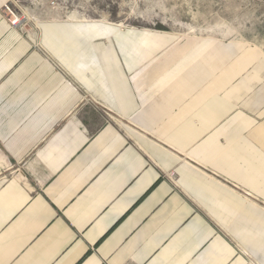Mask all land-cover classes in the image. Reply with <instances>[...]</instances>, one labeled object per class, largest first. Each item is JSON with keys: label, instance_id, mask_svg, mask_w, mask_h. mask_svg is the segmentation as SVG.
I'll return each instance as SVG.
<instances>
[{"label": "crops", "instance_id": "crops-1", "mask_svg": "<svg viewBox=\"0 0 264 264\" xmlns=\"http://www.w3.org/2000/svg\"><path fill=\"white\" fill-rule=\"evenodd\" d=\"M6 1L0 264H264L260 49L62 22L46 59Z\"/></svg>", "mask_w": 264, "mask_h": 264}, {"label": "rangeland", "instance_id": "rangeland-1", "mask_svg": "<svg viewBox=\"0 0 264 264\" xmlns=\"http://www.w3.org/2000/svg\"><path fill=\"white\" fill-rule=\"evenodd\" d=\"M6 25L44 58L43 23L104 22L122 30L149 31L180 39H213L256 46L264 56V0H7ZM6 7L18 25H12ZM253 264V263H250Z\"/></svg>", "mask_w": 264, "mask_h": 264}, {"label": "built area", "instance_id": "built-area-1", "mask_svg": "<svg viewBox=\"0 0 264 264\" xmlns=\"http://www.w3.org/2000/svg\"><path fill=\"white\" fill-rule=\"evenodd\" d=\"M6 10H7L8 14H9L11 17H13V20H12L11 22H12V25H15V27H16V26L18 25V19L16 18V16H14L13 11L10 10L8 7H6ZM46 59H49V58H46ZM167 177H168V179H169L170 182H171V181L174 180V178H175V174H174L173 172L170 171V173H168Z\"/></svg>", "mask_w": 264, "mask_h": 264}]
</instances>
